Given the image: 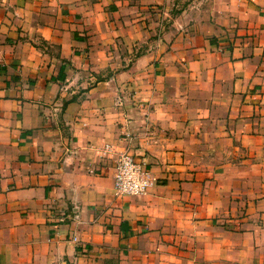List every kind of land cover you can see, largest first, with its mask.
<instances>
[{"label": "crops", "instance_id": "obj_1", "mask_svg": "<svg viewBox=\"0 0 264 264\" xmlns=\"http://www.w3.org/2000/svg\"><path fill=\"white\" fill-rule=\"evenodd\" d=\"M0 264H264V0H0Z\"/></svg>", "mask_w": 264, "mask_h": 264}, {"label": "built area", "instance_id": "obj_2", "mask_svg": "<svg viewBox=\"0 0 264 264\" xmlns=\"http://www.w3.org/2000/svg\"><path fill=\"white\" fill-rule=\"evenodd\" d=\"M103 152L114 156L112 191L115 197H145L150 189V176L145 165L127 148L121 151L113 150L109 145L103 147ZM75 241V239H72Z\"/></svg>", "mask_w": 264, "mask_h": 264}]
</instances>
